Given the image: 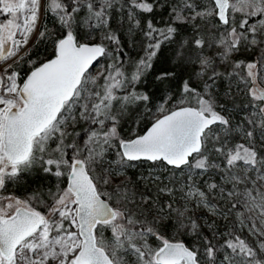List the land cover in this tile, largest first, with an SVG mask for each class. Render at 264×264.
I'll list each match as a JSON object with an SVG mask.
<instances>
[{
	"label": "snow or ice",
	"instance_id": "obj_1",
	"mask_svg": "<svg viewBox=\"0 0 264 264\" xmlns=\"http://www.w3.org/2000/svg\"><path fill=\"white\" fill-rule=\"evenodd\" d=\"M0 17V264H264V0H0ZM34 35L52 55L22 74ZM150 76L180 97L124 138ZM34 170L46 194L7 191Z\"/></svg>",
	"mask_w": 264,
	"mask_h": 264
},
{
	"label": "trees",
	"instance_id": "obj_2",
	"mask_svg": "<svg viewBox=\"0 0 264 264\" xmlns=\"http://www.w3.org/2000/svg\"><path fill=\"white\" fill-rule=\"evenodd\" d=\"M126 34V33H125ZM125 34L123 39L125 38ZM139 39V37H137ZM127 44V40L124 39ZM49 42L44 39L40 40V42L36 43L32 48L28 50V54L25 56V59L22 63L21 71L27 73L29 70L28 60H36L38 62H42L45 59L51 58L52 53L48 54V47ZM134 49L132 50V52ZM131 52V55L134 54ZM173 56V49L172 48H165L163 56L161 59V64H163V60L165 57L171 60ZM106 63L105 61L101 60V64ZM171 66V63L168 65ZM161 70V66L157 65L153 71L158 73ZM151 88L150 90L155 93L153 96L152 103L145 108L143 105L134 106L129 112H127L128 117L126 124L128 123L130 127H133L134 131L132 135H139L142 134L154 120L160 115L158 112L159 105L163 102L168 96H172V100L176 99L180 94V87L179 83L175 80L169 81L165 80L163 82L156 81L154 76L149 77ZM222 91V89H221ZM172 100L170 102L172 103ZM171 108V107H169ZM149 109H151L149 111ZM159 113V115H157ZM129 129V128H128ZM129 134V130L124 129L121 134H124V131ZM129 137V136H125ZM54 177H46L38 170H34L31 173L24 174L21 179L16 184H10L8 186V191H12L16 195H21L23 193H32L39 189L44 194L47 193L49 187L54 186ZM185 242L191 246V242L187 239H184Z\"/></svg>",
	"mask_w": 264,
	"mask_h": 264
},
{
	"label": "rangeland",
	"instance_id": "obj_3",
	"mask_svg": "<svg viewBox=\"0 0 264 264\" xmlns=\"http://www.w3.org/2000/svg\"><path fill=\"white\" fill-rule=\"evenodd\" d=\"M0 19H4V17H0ZM43 23L49 28V29H51V28H53V20H52V17L49 15V16H45V17H43ZM124 39H126L127 41H129L130 40V38H129V36L127 35V33L125 34V38ZM47 40V39H46ZM138 41H139V39H137ZM48 41V40H47ZM38 42H40V40L39 39H37V37L34 35L33 37H32V39L30 40V43H29V45H28V48H27V52H28V50L30 49V48H32L36 43H38ZM49 42V41H48ZM49 47H48V54L50 55L51 53H52V45H51V43L49 42ZM139 52V47L137 46L135 49H134V51L132 52V53H134V54H132V56L133 57H135V55L137 54ZM104 61V60H103ZM106 62V61H105ZM23 63V62H22ZM22 63H20V65H19V70L21 71V67H22ZM101 63V62H100ZM98 70V68H93L91 71H92V73L93 74H95V72ZM22 72V71H21ZM22 74H23V72H22ZM179 97H180V94H179V96L176 98V99H174V100H172V103L170 102V101H168V103L165 105V107L166 108H169V107H175V102L179 99ZM161 105V104H160ZM160 105H159V107H160ZM159 109V108H158ZM157 115H159V113L157 114ZM127 117H128V114L126 113L125 114V117H124V121H123V123H122V127H121V129H120V133H122L123 131L122 130H124V129H127V130H129V134L128 133H126V130L124 131V134H121V136L122 137H124L125 138V136L127 135V136H130V135H132V133H133V131H134V129H133V127H130V125L127 123L126 124V121H127ZM129 128V129H128ZM77 131H80L81 130V126H77V129H76ZM126 138H128V137H126ZM54 146V145H53ZM149 171H151V169H149L146 165H142V166H138V167H136V168H131V169H129L128 170V175L129 176H131V178L132 179H136V176H137V174L139 173V174H145V173H148ZM155 171H163L162 169H157V170H155ZM122 177H119V176H117V180H119V179H121ZM54 183H56V180H55V178H54ZM55 185V184H54ZM51 187H53V186H51ZM8 191V190H7ZM8 192H12V191H8ZM15 194V193H14ZM27 194H30V193H23V194H21L20 195V197H25ZM19 196V195H18ZM106 235H110V234H108V233H106ZM177 239H187V240H189L191 243H192V241H191V239L189 238V237H176Z\"/></svg>",
	"mask_w": 264,
	"mask_h": 264
},
{
	"label": "water",
	"instance_id": "obj_4",
	"mask_svg": "<svg viewBox=\"0 0 264 264\" xmlns=\"http://www.w3.org/2000/svg\"><path fill=\"white\" fill-rule=\"evenodd\" d=\"M150 126H151V125H150ZM150 126H149V127H150ZM149 127H148V128H149ZM148 128H147V129H148ZM147 129H146V130H147ZM146 130H145V131H146ZM145 131H144V132H145ZM144 132H143V133H144ZM143 133H142V134H143ZM142 134H139V135H142Z\"/></svg>",
	"mask_w": 264,
	"mask_h": 264
}]
</instances>
